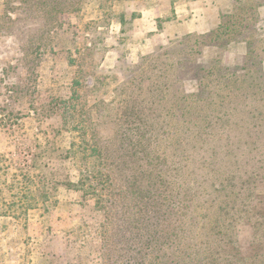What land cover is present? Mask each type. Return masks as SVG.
Returning a JSON list of instances; mask_svg holds the SVG:
<instances>
[{
  "label": "rangeland",
  "instance_id": "1",
  "mask_svg": "<svg viewBox=\"0 0 264 264\" xmlns=\"http://www.w3.org/2000/svg\"><path fill=\"white\" fill-rule=\"evenodd\" d=\"M145 2L89 0L83 5L81 14L63 15L58 21L61 26L55 31L50 53L43 55L40 60L35 86L31 85L27 60L20 53V48L25 46L22 41L25 37L0 35V216L9 219L7 221L11 233L19 238V254L25 264L106 262L101 237L103 215L96 210L95 198L61 185L66 182L75 184L77 181V161L66 156L71 143H77L74 125L80 120L85 119L88 124L91 123L92 135H96L93 137L101 148L106 146L101 151L107 159L120 154L117 152L120 147L127 148L129 144L138 142L140 160L127 164L117 181L120 193L116 198L127 202L125 193L134 174L141 188L146 189L147 178L151 176L149 171L169 170L174 174L175 168L183 165L184 157L190 153L185 138L196 140L208 136L198 129L200 126H208V132L215 136L222 134L219 127L215 126L216 116L215 120L209 122L205 106L199 102L194 104L192 98L217 103L219 99L215 95H221L217 84L222 77L239 80L245 74L258 82L264 79V0H219L217 19L212 20L215 27L221 26L216 34L209 32L205 35L182 36L150 54L131 59L128 50L130 38L115 36L114 25L120 20V15L126 19L132 12L131 23L127 28L133 29L140 15L138 9ZM11 7H18L17 0H12ZM3 8L4 0H0V14ZM98 25L101 29L97 30ZM96 32H99L101 40H96ZM112 51L118 53L117 60L111 68H105L103 62L107 64V60H111ZM162 62L163 65L160 64ZM137 65L139 68H134ZM169 65L174 74L186 80L184 95L181 96L183 102L177 104V109L173 107L168 113L163 112L159 117L152 116L145 120L144 126L138 130L141 134L136 132L124 143L119 137L106 144L102 142L108 140L109 134L116 133L121 124H127L124 120L117 118L114 122L106 117L99 119L94 110L90 109H86V115L79 116L77 113L70 119L63 117V109H59L61 101L73 97L77 82L85 80L88 88L95 85L96 78L101 75L99 71L108 77V85L104 88L107 100L116 98L114 100L120 103L122 97L113 92L115 88H120L126 80L135 77L143 76L147 79L171 74ZM111 71L115 74L112 75ZM198 77L196 83L188 82ZM201 79H204L203 84L199 86ZM231 90L229 104L225 109V117L230 124L227 132L229 147L226 151L215 150L231 158L237 156L240 159L258 160L264 147L260 145L250 148L245 145L247 140L256 136L260 137L259 141L261 137L264 138V128L261 131L264 109L257 113L251 110L261 107V91L247 90L241 93L235 87H231ZM83 91L86 88L80 90L82 100L80 98L74 102L75 109L79 108L83 99L87 98L88 104L98 101L94 100V96L84 97ZM178 95L175 87H171L168 98L175 99ZM246 95L249 99L243 100L242 97ZM56 105H59L58 109ZM187 108L190 111L183 117L182 113ZM63 118L69 122L72 133L57 132ZM152 157L155 159L153 163ZM244 171L241 169V174ZM20 172L28 173L33 179L28 188L30 194L35 196L33 201L27 202L31 204L29 208L24 207L20 201L21 187L25 185L21 181ZM37 177L45 178V190L41 189ZM196 178L195 187L201 180L200 177ZM174 190L182 201L180 220L185 228L183 234L187 237L185 244L180 246L183 252L177 254L181 260H187L189 247L194 248L195 244L202 242L203 224L209 221L211 215L204 207L196 208L191 204L192 200L184 196L180 176L174 184ZM113 192L116 193V190ZM44 193L46 196L43 199L41 195ZM110 195L108 198L115 199ZM255 195L256 199L261 197L260 188L254 191ZM1 212H6L7 216H2ZM250 215L244 214L235 222L237 225L233 235L237 245L234 253L238 258L248 259L255 254L253 241L256 243L261 228L250 222ZM158 229L159 236H167L168 227L161 225ZM160 243L161 239L152 248L153 257L163 255V250L159 251ZM134 247L140 248L136 242ZM119 252H122V247H119ZM152 261L148 256L144 263L154 264ZM163 264L187 262H169L165 257Z\"/></svg>",
  "mask_w": 264,
  "mask_h": 264
},
{
  "label": "trees",
  "instance_id": "2",
  "mask_svg": "<svg viewBox=\"0 0 264 264\" xmlns=\"http://www.w3.org/2000/svg\"><path fill=\"white\" fill-rule=\"evenodd\" d=\"M86 1L89 0H17L18 7L12 8V0H4L3 12L0 14V35L25 37V40L22 39L25 46L20 48V53L23 59L27 60L26 66L30 79L32 78V86H35L40 60L43 55L50 53L55 31L61 26L58 21L65 14H81ZM119 19L123 21V15H120ZM96 28L101 29L99 25ZM220 28V25L216 26L210 33L216 34ZM96 35V40H101L99 32H96ZM201 39L205 40V37ZM168 68L171 71L172 66L169 65ZM99 73L101 75L95 80L97 83L91 84L89 88L85 80L77 82L73 97L68 101H61V108L56 105V109H63V117L67 116L70 119H73L77 113L79 116H84L87 114L86 109H90L94 110L99 119L106 117L116 122L119 118L127 122V124H121L116 133L109 134L108 140L102 141L103 144L117 137L124 143L136 132L141 134L138 130L144 126L145 120L152 116L159 117L163 112L168 113L173 107L177 109V104L183 102L181 96L184 95L186 80L174 74L173 71L171 74L147 77V79L141 76L126 80L120 88L117 87L113 91L122 97L120 103L114 100L116 98L107 100V92L104 88L108 85V77L102 71ZM111 74L114 75L115 72L111 71ZM198 79L199 77L188 82L196 83ZM203 80H199V86L203 84ZM217 86L218 92L221 93L219 96L215 95L219 99L217 103L205 99L192 98V100L194 104L199 102L205 106L204 110L208 113L209 122L215 120L216 116L215 126L219 127L222 134L215 136L208 132V126H200L198 129L206 132L208 136L196 140L185 138L187 146L190 147V153L184 157L183 165L176 167L174 174L169 170L149 171L151 176L147 178L146 189L141 188L139 179L135 178L134 174L127 187L128 191L126 195L124 194L128 198L127 202L123 199L118 201L116 198L120 193L117 181L127 164L140 160L141 152L137 150L138 142L129 144L127 148L120 147L117 150L120 154L115 152L116 156H110L107 159L101 151L106 146L101 148L99 142L93 137L96 135H92L94 132L90 127L91 123L88 124L83 119L74 125L77 143H71L66 158L77 161V181L75 184L66 182L61 185H65L68 189L72 187L76 192L95 198L96 210L103 215L101 237L105 250L104 264H145L144 261L148 259V256L154 264H163L165 257L169 262L177 260L182 263L186 261L187 264H264V199H261L262 196L264 197V152H261V157L256 160L254 158L240 159L237 156L231 158L228 154H218L215 150L226 151L225 149L229 147L227 132L230 124L225 117V109L231 97V87H235L241 93L247 90L261 91V107L251 108L257 113L264 109V79L258 82L256 79L246 77L245 74L239 80L222 77ZM171 87H175V91L179 93L175 99L168 98ZM83 88H86L82 94L84 97L94 96V100L98 101L88 104L87 98L83 99L79 108L75 109L73 104L81 98L80 90ZM242 99L248 100V95ZM187 111L190 109L183 111V117ZM68 123L63 118L61 128L57 132L72 133ZM263 128L264 120L261 122V131ZM122 140L121 144H123ZM259 140L260 137L256 136L247 140L245 146L264 147V138L261 137V141ZM139 147L142 148V145ZM154 160L152 157L151 163ZM241 169H245L242 174ZM20 176L25 184L21 187L20 201L24 207L29 208L31 204L27 202L33 201L35 196L30 194L28 188L33 183V179L28 173L20 172ZM179 176L184 196L192 200L191 204L196 208L204 207L211 215L209 221L203 224L202 242L195 244L194 248L189 247L187 260H181L177 254L183 252L184 249L180 246L185 244L184 240L187 238L183 234L185 228L180 220L183 210L182 201L174 190V184ZM196 177H200L201 180L195 187ZM37 178L38 183H41V189L45 190V178ZM257 188L261 189V197L256 199L257 195L254 196V191ZM114 190L116 193L113 192ZM109 195L114 196L115 199L108 198ZM45 196L44 193L41 198L44 199ZM244 214H251L250 222L260 225L261 228L260 234L256 236V243L253 241L255 254L248 259L238 258L234 253V247L237 245L233 235L237 225L235 222ZM1 215L7 216V213L1 212ZM161 225L168 227L166 237L159 236L158 227ZM159 239H161L159 251L163 250V255L153 257L152 248ZM135 242L140 248L134 247ZM119 247H122V252H119ZM165 250L170 254L168 255ZM172 255L173 259L170 258Z\"/></svg>",
  "mask_w": 264,
  "mask_h": 264
},
{
  "label": "crops",
  "instance_id": "3",
  "mask_svg": "<svg viewBox=\"0 0 264 264\" xmlns=\"http://www.w3.org/2000/svg\"><path fill=\"white\" fill-rule=\"evenodd\" d=\"M171 1L146 0L138 9L140 15L131 30L127 26L131 23L132 12L128 18L115 23L114 35L130 38L129 58L150 54L179 37L205 35L215 28L212 20L217 19L219 0ZM112 52L111 60H107V64L103 62L105 68H111L117 60L118 53ZM7 219L0 216V264H25L19 254V238L11 233Z\"/></svg>",
  "mask_w": 264,
  "mask_h": 264
}]
</instances>
